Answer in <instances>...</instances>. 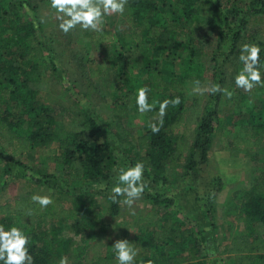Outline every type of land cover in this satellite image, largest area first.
<instances>
[{
    "label": "trees",
    "instance_id": "trees-1",
    "mask_svg": "<svg viewBox=\"0 0 264 264\" xmlns=\"http://www.w3.org/2000/svg\"><path fill=\"white\" fill-rule=\"evenodd\" d=\"M46 1L48 3L49 0H0V48L11 51L8 55L4 50L0 59V139L8 144V160L11 162L17 156L39 149L44 156H50L63 166L68 181L89 185H94L97 180L105 182L110 179L115 160L110 146L98 140L100 127L93 117L83 111L78 114L79 118L69 119L61 137L57 132L60 125L53 109L39 104L48 86L46 73L39 72L47 56L38 34L42 29L40 12L47 4L41 6L40 3ZM157 1L129 2L130 12L125 15V20L134 30L132 38L138 55L147 60V95L143 97L125 91L122 83L118 82L119 88L113 95L112 113L115 116L130 112L152 97L176 94L184 89L190 79L189 74L200 77L204 72L199 61L204 55L202 50L192 51L187 56V72L180 79L168 81L162 77L156 64L151 65V51L171 53L179 45V36L187 32L183 29L184 24H217L226 28L235 24L236 27L235 31L226 29L220 44L224 55L211 57L212 63L218 66V69L211 66L216 73V76L213 73L210 85L215 98L200 120L195 140L192 141L184 131L178 134L181 129H187L184 126L185 116L181 105L171 103L172 99L168 97L167 111L160 115L157 126L136 139L143 151L137 156V166L162 173L181 165L186 175L196 168L197 154L199 162H205L214 126L233 118L245 120L250 128L244 136L233 138L231 153L258 149L264 144V30L250 28L248 34L241 38L248 25L247 13L242 11L264 16V0H226V7L220 5L221 0ZM104 26L99 14L96 28L90 30L91 42H114L112 32ZM139 28H142L141 34L137 32ZM222 37L219 33V38ZM118 46L122 52L127 51L122 41ZM115 54L112 64L119 76L123 74L124 55L120 51ZM104 63L101 72L97 68L100 64H97L90 74H105L107 67ZM229 64L232 68L227 73ZM50 65H55L51 59ZM237 79H247L249 92L239 93V100L231 101V87ZM217 91L220 92L217 94ZM222 96L227 99L221 100ZM251 100L255 101L254 104ZM238 103L245 106V110L236 112L230 109V112L223 113L225 117H221V106ZM237 130H241L240 126ZM259 171L248 192L241 190L235 202L234 195L228 198L229 207L225 213L230 214L242 228L240 234L221 239V252L231 257L228 264H264V169ZM216 186H220L219 181L215 182ZM55 194L26 193L13 203L0 205V215L10 217L4 227L0 226V264H60L76 247L75 240L56 239V229L49 226L39 228L32 223V219L39 222L45 217L52 224L67 225L74 236L84 234L95 226L104 227L101 219L103 207L92 196L83 198L66 192ZM114 199L109 210L116 214V205L123 197L117 195ZM161 205L168 208L170 201L155 198L150 203V209L137 217L139 226L154 224L152 230L134 237L122 236L116 240L108 255L98 256L89 262L77 260L74 264H197L198 258L203 255L202 240H198L194 229L186 227L173 212L159 209ZM19 218L32 221V225H20V230H16ZM198 236L204 239L202 234Z\"/></svg>",
    "mask_w": 264,
    "mask_h": 264
},
{
    "label": "rangeland",
    "instance_id": "rangeland-1",
    "mask_svg": "<svg viewBox=\"0 0 264 264\" xmlns=\"http://www.w3.org/2000/svg\"><path fill=\"white\" fill-rule=\"evenodd\" d=\"M225 1L221 0L220 5L224 4L225 6ZM129 2L130 0H70L68 2L62 0L59 7L55 5V8H51L46 4V1V5L40 12L42 14L40 17L42 29L38 34L42 39L47 57L39 68V72L46 73L49 89L48 92L43 93L39 104L42 103L53 109L57 116L56 119L59 121L60 127L57 132L61 137L66 131L64 127L69 119L79 118L78 114L83 111L93 117L100 127L98 140L110 146L115 160V167L110 171V179L105 182L97 180L94 185L68 181L63 166L50 156H44L39 149H34L28 155L17 156L11 162L8 160V144L0 139V205L13 203L15 199L26 193L55 196L57 192H66L73 195L78 194L83 198L92 196L103 207L101 219L104 227L95 226L90 231L78 236H74L67 225L52 224L45 217H42L39 222L32 219L33 222L28 221L30 223L23 218L16 220L18 221L16 230H20V225L30 226L34 223L39 228L49 226L56 229L58 233L56 239L75 240L76 247L69 251L64 262L60 264H74L77 260L93 261L98 256L108 255L118 238L122 236L134 237L154 228V224H148V226L137 224V215L144 213L153 199L164 200L162 189L153 185L151 181L156 179V182L160 184L163 177L178 179L180 172L163 171L161 173L139 168L137 156L141 155L143 151L136 139L157 126L160 122V115L167 111L165 105L168 102L167 98L170 97L171 103L180 104L185 113L187 129H181L178 134L184 131L192 141L195 140L200 120L205 116L207 108L212 105L213 98H215L211 94L210 87L214 73L211 66L215 69H218V66L212 63L211 57L224 55L220 44L225 37L226 29L235 31V24H229L227 28L217 24H194L192 22L184 24L183 29H186L187 32L179 36V45L171 53L151 51L149 54L152 59L151 65L156 64L162 77L168 81L173 78L180 79L182 74L187 72L185 69L188 66L187 56L192 51L202 50L204 55L199 59L202 63L199 61L198 63L202 64L204 72L198 78L196 75L189 74L190 79L185 83L183 92L156 96L151 99L148 96L149 100L141 106L135 107L122 116H115L112 113L113 95L119 88L118 82L122 83L125 91H131L143 97L147 95L145 75L147 60L138 55L132 38L134 30L125 20V15L130 12ZM242 12L247 13L248 25L241 38L248 34L250 28L264 30L263 15L253 14L252 11L247 10ZM99 14L103 18L104 28L110 30L115 37L112 44H96L90 41V30L96 28ZM3 23L7 25L5 21ZM141 30L142 28H139L137 32L141 34ZM219 33L223 35L221 39ZM121 41L127 46L125 52H122L121 47L118 46ZM4 50L8 55L11 52L1 47L0 59H2ZM117 51L124 55L122 57L123 74L119 76L112 64ZM49 58L55 65H50ZM220 58L219 61H221ZM103 62L107 67L105 74L101 76L90 74L94 65L97 64H100L97 65V68L101 72ZM227 66L231 70L232 66L230 64ZM230 70H227V73ZM215 74L214 76H216ZM232 88L233 92L237 94H232L231 101L239 100L238 93L240 92L248 93L250 85L247 79L241 81L237 79ZM220 98L221 100L227 99L226 96ZM220 134L221 132L218 133V135ZM248 154L250 155V153ZM252 155L254 163L252 172L247 170L243 175H238L240 178L230 186L228 197L234 195L233 202L239 199L238 195L241 190L244 193L248 192L253 176L256 175L255 169H264V144L254 150ZM138 172L140 174L137 176ZM183 173L182 171L181 174ZM196 175L198 174L193 176ZM200 176L201 173L196 176L197 178L194 177L198 183ZM135 178L141 179L142 182L136 183ZM207 183L204 180L203 183L195 185L198 190V199L203 200L199 197L208 192ZM117 195L127 196L128 200L119 202L116 205L118 210L116 214H113L109 207L115 202L114 198ZM192 196L193 194L188 195V201L198 207L194 201L195 197ZM167 199L166 201H170L169 198ZM159 209L163 210L165 207L161 205ZM166 210L171 209L166 207ZM225 210L227 208L218 209L216 215L224 217ZM179 214L184 225L195 228L192 224L187 223V220H184L181 213ZM206 217V215L201 216V221L198 224L199 229L193 230L195 237L202 240L203 255L198 258L197 264H228L231 257L221 252L220 242L222 237L227 238V235L224 234L226 232L227 234L229 232L230 235L240 234L241 224L235 222L229 227L224 222L222 228L219 218L218 222L210 223L208 220L203 221ZM9 218V216L0 215V226L4 227ZM198 234H202L204 239L198 238Z\"/></svg>",
    "mask_w": 264,
    "mask_h": 264
},
{
    "label": "crops",
    "instance_id": "crops-1",
    "mask_svg": "<svg viewBox=\"0 0 264 264\" xmlns=\"http://www.w3.org/2000/svg\"><path fill=\"white\" fill-rule=\"evenodd\" d=\"M68 1L70 0H65V2ZM61 2L62 0L59 1L50 0L48 1L47 4L50 5L51 8H55V5L59 7L61 5ZM43 3L45 2L40 3L41 6ZM203 59L206 58L203 57ZM197 80L198 82H200L199 79ZM48 89L49 88L47 86L45 92H48ZM180 92H183V90H181ZM219 92L220 91H217V94ZM231 92L233 94H237L236 92H233L232 87H231ZM240 93L246 94V92L244 93L240 92ZM253 107H257V106L253 105ZM230 109H234V111L237 112L239 111V109L245 110V106H242L241 103L221 106L220 107V113L222 111L221 117H225L224 114L230 112L231 111ZM183 115L185 116L184 112ZM249 115L246 118H248ZM55 117L57 116L55 115ZM229 120L231 121L221 120L222 121L221 124L214 126V130L210 135V141H211L210 149L207 153L206 160L204 163H200L199 157H195V160L197 161V166L192 171L187 172L186 175L181 174L182 166L180 165L175 170L165 171V172H174V173L180 172V178L178 177V179H175L174 177L172 179H166L165 177H163V179L160 180L161 181L160 184L156 182V179H153L151 181L153 185H156L160 189H162V193L164 194L163 197L164 200H168L167 198L170 199V205L168 207L171 210H166V208L163 210L173 212L176 215V217L180 219V221L184 224V222L182 221L183 219L179 214L181 213L183 215L182 217L184 218V220H187V223H190L193 226H195L194 229H199L198 224L201 221L200 217L203 215L207 216L205 219H203V221L208 220L210 223H214V221L218 222V218H219V221L221 222L220 225L222 226V228L224 227V222H226V224H228L229 227L232 223H235V221H233V217L230 214H226L227 216L224 217L222 216L219 217L216 215V212L218 211V209H226V208L228 209L229 207L228 196L230 192V186L233 183H235L238 178H240L238 175L241 174L243 175V173H245V171L247 170L252 172L253 170L252 168H254L252 152L246 153L240 151L237 154L231 153V141L233 140V138L235 136H244L247 133V129L250 128V125H248L245 120L238 118H233ZM242 121H245V123L241 124ZM184 126H186L185 122H184ZM239 126L241 130L236 131V128H238ZM244 128H246V130H244ZM220 132L221 134L218 135V133ZM131 148L133 147L131 146ZM248 153H250V155ZM255 172L256 175L253 176V180L260 173V171L257 170V168L255 169ZM200 173L201 176L199 183L201 182L203 183L204 180L208 182L206 184L208 188V192H206L205 195H202V197H199V198H203V200L197 198L198 190L195 187V185L199 184L198 180L196 179L197 178L196 176L200 175ZM139 174L140 173L138 172L137 176ZM194 174H198V175L193 176ZM134 180L136 181V183L142 182V180L139 178H135ZM217 181L220 182V186L218 187L216 186L217 188L214 189L215 187L214 183L215 182L217 183ZM192 194H193L192 197H195L194 201L195 203L198 204V207L194 206V204L190 203L187 199L188 195L191 196ZM121 197H123L122 201L128 200L127 196L123 195ZM149 209H150V205L148 206V209L144 211L143 215ZM203 211L205 212L207 211V213ZM139 215L140 214H138L137 217ZM185 226L190 229L192 228L187 225ZM224 234L227 235V238H230V236H232V234L230 235L229 232L228 234L227 232Z\"/></svg>",
    "mask_w": 264,
    "mask_h": 264
}]
</instances>
